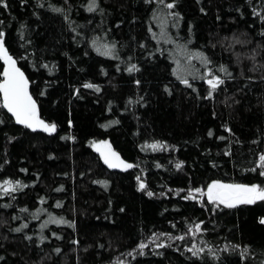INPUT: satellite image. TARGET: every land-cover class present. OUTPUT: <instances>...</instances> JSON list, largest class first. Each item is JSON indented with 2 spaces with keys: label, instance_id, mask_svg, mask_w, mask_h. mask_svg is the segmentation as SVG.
<instances>
[{
  "label": "trees",
  "instance_id": "1",
  "mask_svg": "<svg viewBox=\"0 0 264 264\" xmlns=\"http://www.w3.org/2000/svg\"><path fill=\"white\" fill-rule=\"evenodd\" d=\"M4 2V47L56 131L0 101V186L26 185L0 189V264H264V200L201 194L264 188V0Z\"/></svg>",
  "mask_w": 264,
  "mask_h": 264
},
{
  "label": "snow or ice",
  "instance_id": "2",
  "mask_svg": "<svg viewBox=\"0 0 264 264\" xmlns=\"http://www.w3.org/2000/svg\"><path fill=\"white\" fill-rule=\"evenodd\" d=\"M0 5L3 7H7L6 2L4 0H0ZM173 5L169 4L168 7L171 8ZM95 9V0L89 6V11H93ZM114 47V46H113ZM99 51V49H97ZM103 55H110L111 49L105 46V51L102 52ZM0 58L5 60V63L8 67L3 72V82H0V93L3 94V108H6L8 112L12 113L15 117L16 122L18 124L25 125L28 128H32L35 130L37 127H41L45 132H55L56 125L55 124H45L43 121L39 120L35 101L28 93V81L25 79L24 74L15 66L16 62L7 54V50L4 48L3 44V33L0 32ZM135 65L129 67L127 71L132 72L136 71ZM224 71L223 68L220 69ZM184 84L191 86L187 79L182 81ZM207 84L210 86V91L208 93L209 97L212 95V92L216 90V88L223 84V80H221L218 76H213L211 79H207ZM83 87L85 88H95L96 91H99V87L93 85L91 83L85 84ZM209 135H212L209 132ZM103 145L107 146L106 142H101ZM153 149L157 147H163L160 145H151ZM97 151H100V148H97ZM104 156V162L108 164L110 168L120 167L123 164V161L119 160V157L115 153H102ZM261 161H264V156L260 157ZM181 163L176 164V168L179 169L181 167ZM125 168H131L133 165L125 164ZM264 167V165H262ZM261 175H264V172H261ZM104 183V182H101ZM26 187V185H22L19 181L13 183L11 180H5L4 184L0 186L4 194H8L9 192H15L18 188ZM140 188L144 189L145 185L143 183L140 184ZM197 193H200L201 189L194 190ZM149 196L152 195L151 192L148 193ZM208 200L210 202H219V204H224L227 207H234L236 204H251L256 200H264V188H261L259 185H242V184H222L220 182H214L213 184L208 186V190L206 193ZM185 199H195L196 197L192 192L188 194V196L184 197ZM59 206V205H58ZM50 223H65L63 220H57L55 218H50ZM264 223V221H261ZM47 223L42 227H46ZM200 225H196V229L199 230ZM16 231H20V229H16ZM191 231V229H189ZM178 239H183V237H178ZM141 249L145 247V245L141 244L139 246Z\"/></svg>",
  "mask_w": 264,
  "mask_h": 264
},
{
  "label": "water",
  "instance_id": "3",
  "mask_svg": "<svg viewBox=\"0 0 264 264\" xmlns=\"http://www.w3.org/2000/svg\"><path fill=\"white\" fill-rule=\"evenodd\" d=\"M5 48V47H4ZM7 54H8V52H7ZM8 56H10L9 54H8ZM15 62H16V60L12 57V56H10ZM0 64H1V72H0V82H3V79H4V77H3V72H4V70L8 67V65L5 63V60L3 59V58H0ZM23 74H24V77H25V79L28 81V79H27V77H26V75H25V73L20 69V67L18 66V64H17V62H16V65H15ZM28 93H29V95L32 97V95L30 94V84H29V81H28ZM32 99L34 100V98L32 97ZM0 101H1V106L3 105V94L2 93H0ZM35 101V100H34ZM35 104H36V102H35ZM2 108H3V106H2ZM4 109V111L12 118V120L15 122V123H17L16 122V119H15V117L12 115V113H10V112H8L7 111V109L6 108H3ZM22 125V124H21ZM107 144V146H105V145H103L101 142H98V143H96L95 145H94V150L97 152V154L99 155V157H100V159L102 160V162L108 167V168H110L109 166H108V164H106L105 162H104V156L102 155V153H105V154H107V153H115L118 157H119V160L120 161H123L122 160V158L119 156V154L111 147V145L110 144H108V143H106ZM100 148V151H97V148ZM124 161H123V164L120 166V167H115V168H110V169H113V170H122L123 168H124Z\"/></svg>",
  "mask_w": 264,
  "mask_h": 264
},
{
  "label": "rangeland",
  "instance_id": "4",
  "mask_svg": "<svg viewBox=\"0 0 264 264\" xmlns=\"http://www.w3.org/2000/svg\"><path fill=\"white\" fill-rule=\"evenodd\" d=\"M40 120V119H39ZM46 124V123H45ZM32 129V128H31ZM36 129H39V130H43L41 127H37ZM249 186H251V185H249ZM207 190H208V187L204 190V192H202L201 194H203V195H206V193H207ZM207 196V195H206Z\"/></svg>",
  "mask_w": 264,
  "mask_h": 264
}]
</instances>
